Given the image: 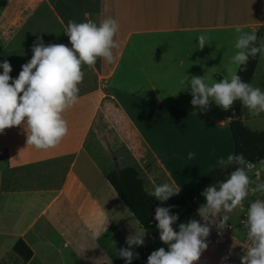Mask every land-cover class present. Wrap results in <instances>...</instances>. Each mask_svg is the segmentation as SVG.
Segmentation results:
<instances>
[{"label":"crops","instance_id":"1","mask_svg":"<svg viewBox=\"0 0 264 264\" xmlns=\"http://www.w3.org/2000/svg\"><path fill=\"white\" fill-rule=\"evenodd\" d=\"M64 5L0 0V63H10L12 78L31 59L37 37L45 45L71 47L64 32L75 17ZM87 11L93 18L75 22L115 19L118 47L112 62L101 57L82 66L78 100L62 114L67 135L44 150L27 144L26 124L0 133V264H125L118 250L144 230L104 174L131 166L149 193L175 181L179 193L160 202L179 215L198 178L233 154L226 110L214 101L206 111L194 107L181 81L185 75L204 76L209 84L224 78L235 67L237 28L259 30L264 40V0H95ZM200 35L209 37L202 49ZM248 83L264 91V55L258 53ZM261 118L264 112L252 116L241 104L244 126L255 129ZM255 198L264 193L250 192L242 207L226 213L223 229L212 226L196 264H240L251 243L240 218ZM154 241L145 232L143 246H133L139 258L131 264Z\"/></svg>","mask_w":264,"mask_h":264},{"label":"clouds","instance_id":"2","mask_svg":"<svg viewBox=\"0 0 264 264\" xmlns=\"http://www.w3.org/2000/svg\"><path fill=\"white\" fill-rule=\"evenodd\" d=\"M118 30V23L111 17H106L99 24L91 20L80 23L69 20L64 33L71 47L65 44L45 45L37 37L31 49V59L21 66L22 70L16 78L10 76L12 67L7 60L0 63L3 69L0 73V133L7 128L26 124L27 144L44 150L57 146L68 132L67 121L62 114L78 100V85L84 78L82 66H94L97 58L101 57L112 62V50L118 47L114 40ZM236 32L235 48L238 51L232 57L235 67L227 68V75L222 80L209 84L204 76L189 78L185 75L181 83L186 85L184 88H190L191 105L198 106L200 110L206 111L210 101L228 110L239 100L250 115L257 116L264 112V91L244 82L237 69L246 65L250 57L254 58L258 53L264 55V40L257 46L255 29L245 32L237 28ZM197 39L202 49L209 37L200 35ZM194 157V152L188 153L189 159ZM217 165L220 169L235 165V170L226 179L202 191L206 203L199 206L197 215L203 223L189 219L179 223L177 231L173 225L178 220V214L171 211L174 206L155 208L154 219L159 239L168 247L167 250L160 247L152 251L147 257V264H196L208 247L206 240L212 226L223 229L230 219L226 213L242 207L250 192L264 193V183L250 187L254 181L249 173L255 165L246 160L242 153L220 158ZM179 191L180 187L175 181H166L156 185L150 194L164 202ZM106 223L107 220L105 231ZM245 227L251 243L240 257V264H264V199L250 203ZM144 235L145 231L129 235L125 241L127 247L118 250L117 254L125 260V264L139 258L133 246H143ZM227 259V256L222 258L224 261Z\"/></svg>","mask_w":264,"mask_h":264},{"label":"trees","instance_id":"3","mask_svg":"<svg viewBox=\"0 0 264 264\" xmlns=\"http://www.w3.org/2000/svg\"><path fill=\"white\" fill-rule=\"evenodd\" d=\"M256 33L258 37L257 46H259L261 34L259 30ZM257 55L254 58L250 57L246 65H241L237 69L238 75L246 83L249 82L253 74ZM216 79L219 82L223 78L216 76ZM241 104L237 100L231 109L226 110L228 126L233 139V154L242 153L246 160L251 163L264 161V129L251 130L242 124L240 120ZM233 170H235V165L229 166L227 169H220L218 165H215L198 178L193 198L189 199V204L178 215V220L173 225L175 230L178 231V224L181 222H187L189 219L198 220L197 210L200 205L206 203L205 198L201 195L202 191L207 186L226 179ZM104 176L118 198L134 216L139 226L155 237L152 247L137 262V264H147V257L152 251L160 247H164L167 250L168 247L160 241L159 230L156 227L157 222L154 219L155 208L157 206H165L144 189L141 178L131 166L111 169ZM16 243H20V241ZM16 243L13 246L15 250ZM25 249L26 252L23 258H27L30 255V250L27 247Z\"/></svg>","mask_w":264,"mask_h":264},{"label":"rangeland","instance_id":"4","mask_svg":"<svg viewBox=\"0 0 264 264\" xmlns=\"http://www.w3.org/2000/svg\"><path fill=\"white\" fill-rule=\"evenodd\" d=\"M64 3H65L64 6L67 11V15L69 14V15H72L71 17L73 18L75 17V21H77V18L78 19L81 18V20H86V19L93 18L94 16V13H91L87 10H92L95 8V0H64ZM257 124L258 125L254 127L255 129H251V130L264 129V118L259 119ZM254 169L259 170L260 173H264V164L262 165L257 164V166L255 165ZM255 173L252 170V172L249 173L250 177L253 178Z\"/></svg>","mask_w":264,"mask_h":264},{"label":"built area","instance_id":"5","mask_svg":"<svg viewBox=\"0 0 264 264\" xmlns=\"http://www.w3.org/2000/svg\"><path fill=\"white\" fill-rule=\"evenodd\" d=\"M252 164L257 166V164H261V162H254V163H252ZM261 165H262V164H261ZM258 166H260V165H258ZM253 171H254V173H255V171H256V173H255L254 176H253V180L256 181L257 184H258V183H264V173H260L259 170H256V169H254V168H253ZM257 173H258V175H257ZM256 199H258V198H255L254 200H256ZM247 211H248V210H247ZM247 211H245V212L242 214V217L240 218V223L243 224L244 226H245L246 221H247Z\"/></svg>","mask_w":264,"mask_h":264}]
</instances>
